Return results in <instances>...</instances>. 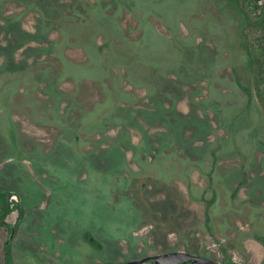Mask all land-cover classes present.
Returning <instances> with one entry per match:
<instances>
[{
    "label": "rangeland",
    "instance_id": "374dc122",
    "mask_svg": "<svg viewBox=\"0 0 264 264\" xmlns=\"http://www.w3.org/2000/svg\"><path fill=\"white\" fill-rule=\"evenodd\" d=\"M66 2L0 0V148L32 163L64 148L65 169L49 165L67 188L44 196V229L78 240L108 224L94 209L99 186L85 167L84 180L74 179L84 155L99 179L117 184L100 198L126 232L98 236L116 260L125 248L135 257L159 252L175 231L205 234L204 204L190 198L188 180L198 197L215 152L214 221L234 236L239 228L264 236V2L105 1L103 19ZM239 186L256 207L238 210ZM172 218L176 227L160 229ZM248 245L246 260L264 264L261 244ZM18 260H37L30 240Z\"/></svg>",
    "mask_w": 264,
    "mask_h": 264
},
{
    "label": "flooded vegetation",
    "instance_id": "af4514ba",
    "mask_svg": "<svg viewBox=\"0 0 264 264\" xmlns=\"http://www.w3.org/2000/svg\"><path fill=\"white\" fill-rule=\"evenodd\" d=\"M105 1H113V5H119L118 0H99L93 3L87 0H69V2L66 3H68L71 10H76L78 12L82 11V16L88 17L89 15L93 16V14H86L83 10H90L94 7L97 12H100L104 8ZM121 5H125L128 9H132L128 3H123ZM102 15L103 14L100 12L97 14V17L103 19ZM137 17L139 18V16ZM106 21L108 22L107 19ZM99 50L102 51L101 48ZM242 86L243 85H240L241 89ZM242 90L248 94L246 90ZM101 121L102 123H106L114 120L108 117ZM102 132H105V130L100 131V133ZM62 149L64 148H51L48 153L46 152L48 157L47 162L32 163L31 161L20 162L18 155L7 157V150L0 148V188L6 195V199L9 201L11 208H13V211L6 218V223L9 226H0V249H3V264H7L6 247L8 245L11 246L12 264H15L26 240L31 241L33 256L34 259H37L34 260V262H29L30 264H42V261L44 262L46 260L55 262V264H127L135 261L140 262L151 257L169 253L189 254L219 264H251L245 257L246 248L249 246L248 243H250V240L259 242L264 249V244L260 240V238H264V236L245 237L244 228H239V234L234 236L228 232V223H225V228H222L225 230H220L222 226L214 221L213 208L219 202L218 192L215 189L212 177L217 161L215 152H212V158L215 164L213 165L212 172L208 176V184L198 197L195 196L193 187L188 180L187 190L190 198L204 204L203 229L205 234L195 235L191 228L183 232L175 231L172 234L165 235L166 237L162 239L160 244V247H163V249L159 252L142 257H135L130 255L128 252L129 250L125 248L126 250L123 251L125 257L121 260H116L118 256L117 251L112 249L108 252L105 248V244L99 237H113L116 236L119 231L121 233L126 232L123 227L118 226L120 222H118L115 210H113V212L103 210L105 202L100 198L101 193H108V190L110 193L112 190L115 192L117 184L115 181L112 185L113 180L105 181L99 179V166L95 168V165L87 164L83 155L80 158L81 161L78 160L77 162L78 167L76 165L72 167V170L75 169L74 179L76 181L78 180V183L80 182V177L84 180V173L81 176V169L83 172L85 167L86 179L89 180L92 178L96 185L99 186L95 194L99 203L95 205L94 209L96 213L99 214L100 218L106 220L108 224L99 228L86 229L78 240L59 238L56 233L53 234L52 232H48L47 229H44L45 225L42 221L43 217L41 214L45 210L43 207L44 196L46 194L47 196L60 194L67 188L65 181H63L56 172L51 171L49 165L54 162V164L51 165L55 170L65 169L63 168L64 163L61 162L64 161V159H61V154H59L62 152ZM65 166H67L66 168L68 170V165L65 164ZM192 166V164L187 165L184 172L190 171ZM43 170H45V173L42 172ZM187 173L188 172L185 174L186 177L188 175ZM239 188L240 186L232 194V200L238 207V210L241 212L244 211L246 205L252 208L256 207V202L254 200H249L250 198H244L239 195ZM30 202L38 203L36 204L37 210L35 211L36 214H32L31 222L25 224L27 216L31 214L29 211ZM21 210L24 214L22 219H20ZM173 218L169 221L165 219L163 222L159 223L160 229H167L172 226L176 227L177 223ZM109 227L112 228V231H109ZM12 232L13 237L11 238ZM14 244L18 247L16 256ZM85 261H87V263H85ZM141 264H154V261L146 260ZM180 264H192V261Z\"/></svg>",
    "mask_w": 264,
    "mask_h": 264
},
{
    "label": "water",
    "instance_id": "95a60500",
    "mask_svg": "<svg viewBox=\"0 0 264 264\" xmlns=\"http://www.w3.org/2000/svg\"><path fill=\"white\" fill-rule=\"evenodd\" d=\"M13 237V232L11 238ZM146 260L154 261V264H180L187 261H192V264H219L198 256H192L184 253H169L160 256L151 257L140 262H130L127 264H141Z\"/></svg>",
    "mask_w": 264,
    "mask_h": 264
},
{
    "label": "trees",
    "instance_id": "16d2710c",
    "mask_svg": "<svg viewBox=\"0 0 264 264\" xmlns=\"http://www.w3.org/2000/svg\"><path fill=\"white\" fill-rule=\"evenodd\" d=\"M248 5H258L259 3H263L264 0H243ZM242 89L246 90L248 94L250 93L246 87L242 86ZM13 211L11 208L9 201L6 199V195L2 192L0 188V226L5 227L9 226L6 223L7 216ZM24 216L23 211H20V219ZM261 242L264 244V238H260ZM6 262L7 264H12V255H11V246L6 247Z\"/></svg>",
    "mask_w": 264,
    "mask_h": 264
},
{
    "label": "crops",
    "instance_id": "0c3cea01",
    "mask_svg": "<svg viewBox=\"0 0 264 264\" xmlns=\"http://www.w3.org/2000/svg\"><path fill=\"white\" fill-rule=\"evenodd\" d=\"M36 201H38V200H36ZM36 204H38V203H36V202H30V207H29V211H30V213L31 214H29L28 216H27V219H26V221H25V224H28V223H30L31 222V220H32V214H36ZM14 248H15V256H16V254H17V252H18V247L16 246V244H14ZM2 258H3V249H0V264H3V261H2ZM15 264H22V263H20L19 261H18V259H16V261H15Z\"/></svg>",
    "mask_w": 264,
    "mask_h": 264
}]
</instances>
